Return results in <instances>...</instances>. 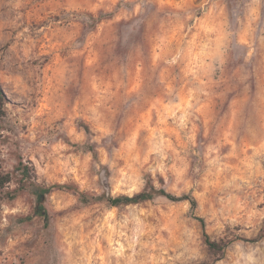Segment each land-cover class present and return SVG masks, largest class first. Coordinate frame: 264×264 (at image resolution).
Returning <instances> with one entry per match:
<instances>
[{
  "label": "clouds",
  "instance_id": "1",
  "mask_svg": "<svg viewBox=\"0 0 264 264\" xmlns=\"http://www.w3.org/2000/svg\"><path fill=\"white\" fill-rule=\"evenodd\" d=\"M0 264H264V0H0Z\"/></svg>",
  "mask_w": 264,
  "mask_h": 264
}]
</instances>
